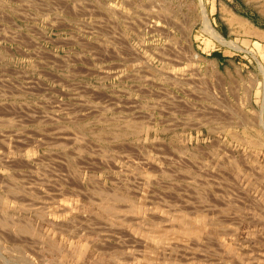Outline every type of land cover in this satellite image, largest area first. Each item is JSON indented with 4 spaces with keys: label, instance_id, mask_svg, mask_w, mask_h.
Wrapping results in <instances>:
<instances>
[{
    "label": "rangeland",
    "instance_id": "rangeland-1",
    "mask_svg": "<svg viewBox=\"0 0 264 264\" xmlns=\"http://www.w3.org/2000/svg\"><path fill=\"white\" fill-rule=\"evenodd\" d=\"M201 4L0 0V264H264V71Z\"/></svg>",
    "mask_w": 264,
    "mask_h": 264
},
{
    "label": "crops",
    "instance_id": "crops-1",
    "mask_svg": "<svg viewBox=\"0 0 264 264\" xmlns=\"http://www.w3.org/2000/svg\"><path fill=\"white\" fill-rule=\"evenodd\" d=\"M208 15L219 34L243 48L244 65L258 60L264 69V0H208ZM224 47L226 50L203 48L200 54L213 65L233 63L237 59L234 48ZM262 105L264 110V98Z\"/></svg>",
    "mask_w": 264,
    "mask_h": 264
},
{
    "label": "bare ground",
    "instance_id": "bare-ground-1",
    "mask_svg": "<svg viewBox=\"0 0 264 264\" xmlns=\"http://www.w3.org/2000/svg\"><path fill=\"white\" fill-rule=\"evenodd\" d=\"M201 18L203 22V28L206 33H208L211 37L216 39L222 44H231V41L226 40L221 34H219L211 25L210 19L205 8L201 4ZM230 25V24H229ZM253 31V30H252ZM255 32V31H254ZM258 33V32H257ZM261 33V32H260ZM188 42H190L188 40ZM260 70L263 71L264 69L260 67ZM260 115V114H259ZM263 124V123H262ZM251 126V125H250ZM251 141V140H250ZM260 144V143H259ZM131 207V206H130Z\"/></svg>",
    "mask_w": 264,
    "mask_h": 264
}]
</instances>
